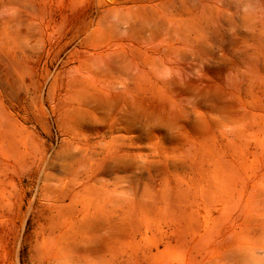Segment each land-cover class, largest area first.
I'll use <instances>...</instances> for the list:
<instances>
[{"label":"rangeland","instance_id":"374dc122","mask_svg":"<svg viewBox=\"0 0 264 264\" xmlns=\"http://www.w3.org/2000/svg\"><path fill=\"white\" fill-rule=\"evenodd\" d=\"M0 264H264V0H0Z\"/></svg>","mask_w":264,"mask_h":264}]
</instances>
